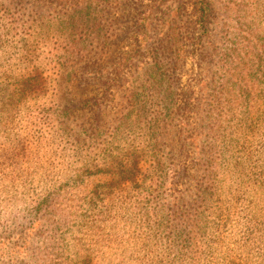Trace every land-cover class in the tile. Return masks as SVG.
I'll list each match as a JSON object with an SVG mask.
<instances>
[{"label": "rangeland", "instance_id": "1", "mask_svg": "<svg viewBox=\"0 0 264 264\" xmlns=\"http://www.w3.org/2000/svg\"><path fill=\"white\" fill-rule=\"evenodd\" d=\"M157 1L0 0V238L15 241L40 205L63 198L58 187L77 185L74 197L87 201L96 191L113 202L97 254L105 259L95 264H264V82L245 99L226 167L217 171L219 189L202 207L189 246L167 227L174 171L152 154L157 137L130 124L144 109L153 122L162 102L147 92L146 104L131 105L134 69L142 73L148 57L124 68L136 22ZM233 1L245 25L264 37V0ZM173 118L156 135L167 137L169 157L177 152ZM134 151L150 156L122 167ZM109 166L118 186L102 178Z\"/></svg>", "mask_w": 264, "mask_h": 264}, {"label": "trees", "instance_id": "2", "mask_svg": "<svg viewBox=\"0 0 264 264\" xmlns=\"http://www.w3.org/2000/svg\"><path fill=\"white\" fill-rule=\"evenodd\" d=\"M155 4L142 21L136 22L134 46L128 60L131 64L124 68L134 65L136 57H148L150 61L145 63L142 73L139 68L134 69L139 76L132 86L131 105L146 104L149 92L152 98L160 99L163 112L152 115L153 122L147 120L146 109L133 112L130 124L135 130L149 132L150 139L157 137L153 138L152 154L163 156L174 171L169 195L172 200L164 205L168 212L167 227L187 247L190 235L196 231L199 220L196 219L204 211L202 207L219 189L217 171L226 167L222 159L230 145L231 131L243 115L245 99L264 82V37L257 36L256 26L245 25L243 9L233 0H163ZM250 16L256 23L257 11L251 10ZM188 64L189 73H183ZM171 115L176 117L173 119H176L177 152L176 155L170 152L169 157L165 153L169 148L167 137L156 135L165 129ZM154 129L157 131L153 132ZM130 156L134 157L132 164L126 162L122 167L131 168L136 159L139 167L150 155L134 151ZM107 170L102 178H112L110 184L118 186L120 182L115 181L117 177L110 166ZM110 184L106 189L111 188ZM76 187H58L56 195L63 198L40 205L28 229L16 236L15 241L1 237L0 261L95 264L96 258L104 260V255L97 254L103 247L101 233L113 202L98 200L96 191L87 201L74 197L76 194L71 190ZM81 207L91 211L81 212ZM173 259L180 260L175 255L168 256L169 261Z\"/></svg>", "mask_w": 264, "mask_h": 264}]
</instances>
